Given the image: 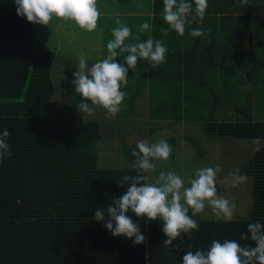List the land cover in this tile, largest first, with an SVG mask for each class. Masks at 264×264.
<instances>
[{
  "label": "trees",
  "instance_id": "obj_1",
  "mask_svg": "<svg viewBox=\"0 0 264 264\" xmlns=\"http://www.w3.org/2000/svg\"><path fill=\"white\" fill-rule=\"evenodd\" d=\"M154 3L155 13L161 14L162 0ZM222 3L226 6L222 14L243 17L241 31H247L240 33L264 41V0H250L248 5L240 0ZM249 15L254 18L249 19ZM117 21L131 29L125 43L144 42L153 33L149 14L100 15L97 29L90 32V38L89 32L85 37L93 39L90 50L73 37L60 41L52 21L47 26L30 23L17 15L14 0H0V133L9 130L7 143L12 153L0 163V264H182L187 250L206 251L213 240L234 239L242 246H254L250 239L240 237L249 223L264 224V121H254L248 112L256 102L251 100L245 109L238 105L241 95L256 92L251 87L253 81L264 88V73L260 71L264 68V44L254 39L259 61L254 50L250 51L252 47H247V53L232 68L231 62L220 68L217 85L232 86L233 82L224 79L238 77L239 89L220 95L222 100L218 98L215 107L208 96L205 108L182 102V98L166 97L161 110L166 114L170 111L175 119L148 118L149 63L139 60L134 70L129 69L127 86L121 88L126 98L115 118H108L102 108H96L94 115H83L71 104L68 72L77 68L80 55L93 57L88 59L89 67L107 58L106 45L113 39ZM145 22L150 28L140 31ZM203 22L210 24L205 31H214L213 23L217 22ZM194 40H188L186 51L181 53L191 55L194 44L199 48ZM79 49L85 50L83 54ZM124 55L118 56L117 62L123 63ZM172 66L176 68L178 63ZM234 71L237 75L228 74ZM245 72L247 80L241 77ZM152 79L159 86H168L167 76ZM262 88L258 90L264 96ZM234 100L239 118L236 122L204 125L180 119L184 112L192 116L190 119L214 118L216 112L225 114ZM161 139L171 145L172 153L167 161H152L156 168L146 173L149 183H155L161 171H172L188 187L196 169L219 166L217 195L235 204L231 221L206 206L193 217L199 229L192 230L190 237L182 234V240L174 241L172 247L179 245V251H171L170 256L163 247L166 237L160 219L149 222L146 217L139 219L131 211L127 213L146 237L140 245L126 237L112 236L94 220L97 207L106 209L130 186L128 181L121 187L122 178L137 175L131 167L136 144ZM236 169L247 180L232 186L228 174Z\"/></svg>",
  "mask_w": 264,
  "mask_h": 264
},
{
  "label": "clouds",
  "instance_id": "obj_2",
  "mask_svg": "<svg viewBox=\"0 0 264 264\" xmlns=\"http://www.w3.org/2000/svg\"><path fill=\"white\" fill-rule=\"evenodd\" d=\"M249 2L240 0L242 5H248ZM14 3L18 16L43 26L53 20H64L73 22L82 30L94 32L101 15L97 0H14ZM207 8L208 0H163V20L168 25L164 34L174 30L184 36L186 25L203 23ZM117 25L112 29L113 39L106 45L107 58L89 67L88 58L80 55L76 66L78 70L73 72L75 79L72 84L75 92L82 97L76 107L83 115H94L96 108H102L106 110L108 118H115L126 98V92L121 91V88L127 86L129 69L134 70L139 60L147 61L153 67L165 62L168 49L163 41L149 37L144 42L125 43L131 35V29L121 25L120 21H117ZM149 28L150 25L145 22L139 30ZM205 35L206 31L200 27L190 31V36L194 38ZM125 53L127 55H124L123 63L117 62V57ZM9 137L10 132L5 128L0 133V163L6 156L11 157V148L7 143ZM171 153L172 147L164 139L151 144L147 140L139 141L131 153L135 157L131 167L137 175H125L120 186L124 187L128 181L131 183L124 194L114 199L106 209L97 207L94 215V220L101 223L112 236L131 239L134 245L143 244L146 237L140 225L127 213L131 211L139 219L146 217L149 222L160 219L166 237L163 247L169 256L171 251H179V245L172 247L174 241L182 240V234L190 237L192 230L199 229L193 217L202 213L206 206L225 221L232 220L235 210L234 203L217 195L216 174L220 171L219 166L196 169L195 178L189 181L188 187L172 171H161L155 183H149L146 173L156 168L152 161H167ZM228 178L232 186L247 180V176L241 174L239 169L230 172ZM240 238L250 239L254 246H242L234 239H224L222 242L213 240L206 251L187 250L182 256V264H264V224L259 221L249 223L247 232H242Z\"/></svg>",
  "mask_w": 264,
  "mask_h": 264
},
{
  "label": "rangeland",
  "instance_id": "obj_3",
  "mask_svg": "<svg viewBox=\"0 0 264 264\" xmlns=\"http://www.w3.org/2000/svg\"><path fill=\"white\" fill-rule=\"evenodd\" d=\"M123 1L125 2V7L129 8L130 11L141 9V0H139L140 3L136 2L138 0H131V1L123 0ZM99 6H104L101 0H97V7ZM224 9L226 10V6L223 5L222 0H208V8L204 20L209 22H217V23H213L214 31H206V35L204 37L195 38L194 42H199V46H198L199 48L195 47L194 44L192 48L193 53L190 55L186 53H181V51L185 52L187 47L186 46L181 48L179 47L181 45V40H183L180 39V35L172 31H168L167 35L164 34L165 30L168 29V27L164 28V26H162V24L164 25V23L166 22L163 20V3H161L159 8L161 14L157 15V17L155 18L156 22L154 21V24L152 23L154 28L153 39H159L163 41V44L168 49V52L166 54V59L164 63L156 67H153L149 64L150 94L148 99V111H149L148 118L150 119L158 118L166 121H172L175 119V115H173V113H171L170 111L167 112L166 114V111L161 110V108L164 105L163 101L166 99V97H168L171 100L182 98L183 99L182 102L189 101L190 104L194 103L193 106L199 108L207 107L208 106L207 102L210 101L208 98H211V103L214 104L213 106L211 104V106L215 107V105L217 104L216 103L217 99L219 98L220 100H222L220 95L225 94V92L228 91L237 92L239 89L236 86L238 77L236 79V77L234 76H233L234 78L224 79V82H226V80H229V83L233 82L232 86H229L227 84L220 87V85H217L219 81L217 75L220 74V68L225 66L226 64H229L230 62H231L230 68H232L237 63V59H240L242 54H246L248 49L251 47L252 48L250 51L254 50L255 52L254 54L255 60L259 61L257 59V55H259V53L255 51L256 46L254 44L255 43L254 39H257L259 42L260 38L253 37L252 39V36L248 34L246 35L242 34L244 33V31H247V30L241 31V28L243 27L242 25L243 17L229 18L227 15L222 14V12H224ZM250 18L252 19L254 18V16H250L249 19ZM162 20L163 22L161 23L160 21ZM59 21L61 20H53L52 22L54 24L53 29L55 31V34L60 41H64V40L68 41L70 40L69 37H73L76 39L77 44H80L82 47L89 46L90 50H93L91 47L93 43V39L92 38L88 39V37L85 38L88 32L84 30L80 31V28L71 21L63 20L62 23H59ZM218 22L220 28L218 27L217 29H215V26H218ZM157 24L159 25V28L157 27ZM191 27L195 28L197 26L191 25ZM77 28H79V30H77ZM74 30L77 32H74ZM72 32L74 33L70 34ZM215 32H217V34H215ZM171 34H173L172 37ZM240 34L242 35L240 36ZM253 35H256V33H253ZM88 36L90 38L91 36L90 32L88 33ZM260 41L264 44L263 40ZM173 50L177 51L178 53L177 54L173 53ZM79 51L81 52V54H83L85 50L79 49ZM87 58L90 60L93 57L89 56ZM173 62L174 64L176 62L178 63V66L177 67L175 66L176 68L172 66ZM243 62H249V60H243ZM77 70L78 69L76 68L68 72V76L70 80L72 106L74 105L76 106L78 104L77 102L82 100V97H80V95L75 92V88L72 84V81L75 79V77L73 76V72ZM260 71L264 73V68H262ZM234 73L237 75L238 72L234 71V72H229L228 74L232 75ZM153 76L155 77L167 76L166 81L168 83V86H159L158 84H155L154 80L152 79ZM241 77L244 80H247L248 74L245 72ZM250 83L251 82H249V85ZM259 85L260 84H256L253 81L251 87L256 92H254L253 94L241 95V100L238 105V108L240 107L241 109H245V107L249 106L251 100L253 103L256 102V106H253L252 109L253 111L251 109L248 110L249 114L252 113L251 115L253 116L254 121H264V96L260 95V89L258 90V88L259 87L262 88V87ZM234 87H236V89H234ZM262 90H264V88H262ZM155 91L159 92V95H156ZM248 95L249 97H247ZM250 95L252 96L250 97ZM231 97L233 98V95H231ZM233 103L231 102L228 104L225 114L223 113L219 114V112H216L213 115L214 118L196 117L195 120V119H190L192 116L187 115V113L184 112L182 115L183 117L180 119L183 122L193 120L197 123H202L204 125H209L213 123L219 125V123L222 122H236L239 119L236 116L237 109L234 107L237 106L236 105L237 101L234 100ZM257 103H259V106L257 105ZM179 104L180 103H178V105ZM164 114L166 115L162 118L161 116H163ZM259 118L262 119L258 120Z\"/></svg>",
  "mask_w": 264,
  "mask_h": 264
},
{
  "label": "crops",
  "instance_id": "obj_4",
  "mask_svg": "<svg viewBox=\"0 0 264 264\" xmlns=\"http://www.w3.org/2000/svg\"><path fill=\"white\" fill-rule=\"evenodd\" d=\"M129 1V0H128ZM131 1V0H130ZM102 4L104 6H99L98 10L101 12V14L103 15H120V16H130V15H151L152 16V23L154 24L155 18L157 17V15L155 13V3L154 0H141V9L140 10H134V11H130L129 8L125 7V2L122 0H101ZM138 3V1H136ZM107 5V6H105ZM63 21V20H62ZM62 21H60V23H62ZM156 22V21H155ZM161 23L163 22L160 21ZM153 24L151 25V29L153 30ZM191 25H196L197 27L204 29H210V24H208L207 22H203L202 24H188L186 25V32L184 36H180L181 40V44L182 46H185L186 43L188 42V40H190L191 37L188 33V30L191 31L192 27ZM162 26L168 27L167 23H164V25L162 24ZM220 28L219 23L218 26H215V29ZM172 32H175L174 30ZM215 34H217V32H215ZM238 35V34H236ZM173 36V34H171V37ZM151 38H153V33L151 35Z\"/></svg>",
  "mask_w": 264,
  "mask_h": 264
}]
</instances>
